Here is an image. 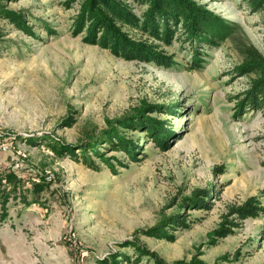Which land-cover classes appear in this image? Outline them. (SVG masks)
<instances>
[{
	"label": "rangeland",
	"instance_id": "1",
	"mask_svg": "<svg viewBox=\"0 0 264 264\" xmlns=\"http://www.w3.org/2000/svg\"><path fill=\"white\" fill-rule=\"evenodd\" d=\"M72 1L0 0V173L49 185L7 205L0 264H134L135 249L136 264H264V215L232 214L250 197L264 207V111L238 103L264 72L236 71L248 47L264 59V14L244 0H186L214 21V43L199 46L198 65L188 43L162 46L175 65L159 68L72 35ZM142 119L165 123L166 149L134 127ZM106 139L133 142L138 160ZM199 193L208 209L196 207ZM180 212L189 228L174 231Z\"/></svg>",
	"mask_w": 264,
	"mask_h": 264
},
{
	"label": "trees",
	"instance_id": "2",
	"mask_svg": "<svg viewBox=\"0 0 264 264\" xmlns=\"http://www.w3.org/2000/svg\"><path fill=\"white\" fill-rule=\"evenodd\" d=\"M78 1L77 13L73 17L71 31L72 35L82 34V42L88 45H97L102 49L108 50L116 58L127 61H139L153 65L159 68H170L175 65L172 56L166 55L160 50L162 46H172L174 41L188 43L191 48V63L198 65L199 46L201 44L214 43L209 38L212 37L210 30L213 22L205 12L200 11L191 2L186 0H73L72 3ZM248 7L254 12L264 14V0H244ZM138 8H136V5ZM144 8V10H142ZM137 9L139 13H136ZM10 24H14L19 30H22L20 20H16L13 15H4ZM128 29V30H127ZM134 32L138 35H131ZM245 64L236 71L244 73L243 70H260L264 72V59L253 48L248 47L245 52ZM253 67L249 69L247 67ZM194 68V66H191ZM243 101L238 102L240 111H246L248 108L252 110L264 111V75L252 86L251 90L245 93ZM244 95V96H245ZM170 109V108H169ZM151 111L149 107H143L142 112ZM168 112V111H167ZM169 112H171L169 110ZM68 126L74 124L73 119L68 120ZM131 128L133 127L130 126ZM138 131H145L147 138L153 141L157 147L166 149L167 137L169 131L163 122L153 121L146 124L144 119L135 124ZM140 129V130H139ZM142 129V130H141ZM114 135V134H112ZM112 137H116L115 134ZM112 141L106 139L105 143L112 145L111 149L115 152H123L131 161H137V153L140 151L136 144L131 141L117 139ZM82 159L87 161L88 149L82 148ZM92 151V150H90ZM71 157L76 159L73 150H68ZM106 165L112 173H116L111 160L107 159L104 153L91 152ZM87 165V164H85ZM91 166L93 164H90ZM123 167L122 163H119ZM48 183L33 185V188H25L22 180L15 178L10 174L0 173V223L8 218L7 205L10 201L20 200L23 204L28 205V194L39 196L46 188ZM202 193L196 194V207L208 209L206 198L200 197ZM207 197V196H205ZM184 211L185 206H183ZM232 214L242 220L256 219L260 215H264V207L260 200L255 197L248 198L241 206L232 209ZM186 214L180 212L170 224V229H188L189 223ZM233 228L236 227L232 222H228ZM168 227V226H167ZM166 227V229H168ZM230 227H220L215 229L211 235L214 236V242L232 234ZM162 237L168 241H174L175 237L171 234L163 233ZM120 253V261L129 262L130 258ZM135 262L140 261L144 257L140 250L134 252ZM100 264H122L116 257H112L108 262Z\"/></svg>",
	"mask_w": 264,
	"mask_h": 264
}]
</instances>
